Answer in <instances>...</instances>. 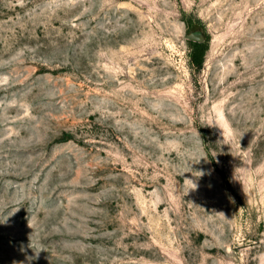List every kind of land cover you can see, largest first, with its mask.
I'll return each mask as SVG.
<instances>
[{"label": "rangeland", "instance_id": "1", "mask_svg": "<svg viewBox=\"0 0 264 264\" xmlns=\"http://www.w3.org/2000/svg\"><path fill=\"white\" fill-rule=\"evenodd\" d=\"M0 264H264V0H0Z\"/></svg>", "mask_w": 264, "mask_h": 264}, {"label": "trees", "instance_id": "2", "mask_svg": "<svg viewBox=\"0 0 264 264\" xmlns=\"http://www.w3.org/2000/svg\"><path fill=\"white\" fill-rule=\"evenodd\" d=\"M206 49L207 44L204 41L195 40L192 44V60L197 64L201 63Z\"/></svg>", "mask_w": 264, "mask_h": 264}]
</instances>
